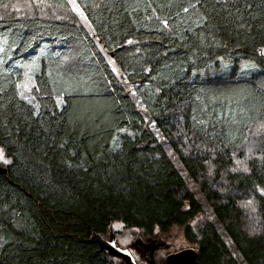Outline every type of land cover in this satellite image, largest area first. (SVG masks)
<instances>
[{"label": "trees", "instance_id": "obj_1", "mask_svg": "<svg viewBox=\"0 0 264 264\" xmlns=\"http://www.w3.org/2000/svg\"><path fill=\"white\" fill-rule=\"evenodd\" d=\"M76 1L92 33L0 17V264H112L94 235L115 220L150 235L182 226L203 264H264V141L248 172L230 173L264 121V0ZM26 75L37 100L21 97ZM210 161L234 192L203 190L202 222L188 179L210 184ZM252 196L255 233L240 205Z\"/></svg>", "mask_w": 264, "mask_h": 264}, {"label": "rangeland", "instance_id": "obj_2", "mask_svg": "<svg viewBox=\"0 0 264 264\" xmlns=\"http://www.w3.org/2000/svg\"><path fill=\"white\" fill-rule=\"evenodd\" d=\"M42 16V17H52L59 18L64 20H72L79 23L81 26L87 28L91 33L93 32L90 22L76 0H68V5L66 7H58L51 4L49 1L44 0H13L7 4V7H4L0 11V17H28V16ZM261 55L264 57V50L260 51ZM115 71L122 76V70L115 63L112 64ZM243 73L256 72L258 66L251 62H244L242 65ZM264 85V80H263ZM129 90H132V86L129 85ZM21 92L25 97L30 100H37L36 91H35V81L25 76V80L21 84ZM151 125V123H148ZM261 124H264V121L249 127L247 129V137L244 142L235 150L233 155V166L230 173H240L244 172L239 169L240 166L237 165L236 161H242L246 164L249 169L250 161L254 158L261 157L262 153V143L264 141V128H261ZM177 140V138H175ZM187 141V140H182ZM184 149L193 148L192 145L183 146ZM2 150V158H0V164L5 166L8 161L5 149L0 146ZM172 152V150L169 149ZM174 156V155H172ZM176 160L177 157L174 156ZM225 174L219 180L216 178V166L209 162L208 170V181L210 184L205 186L204 179L194 181L188 179V188L193 191L196 197L199 199L202 207L201 214L197 217L196 220L206 222L212 220V208L214 207V202L207 198V195L203 190L207 187H212L213 190H217L222 193L225 197L232 194L233 187L231 186L230 181L228 180V175ZM253 196L249 198L242 199L241 207L244 210L245 223L247 230L249 232L255 233L261 228V222L258 215V210L256 202L253 200ZM250 199L251 206L245 207L244 205ZM147 234L146 231L141 227L130 226L121 220L113 221L108 229L104 239L114 240L116 244L124 249H128L133 256L135 257L137 264H149V260L154 261L156 264H164L167 256L170 253L177 252L187 247H195L188 238L185 236V229L179 225H173L168 230H162L157 227L154 229L152 235ZM141 238L146 243H152L156 241L158 246L150 249L148 252H145L143 245L137 244V239ZM155 244V245H156ZM109 254V253H108ZM111 256V255H110ZM112 264H126L122 258L113 257Z\"/></svg>", "mask_w": 264, "mask_h": 264}, {"label": "water", "instance_id": "obj_3", "mask_svg": "<svg viewBox=\"0 0 264 264\" xmlns=\"http://www.w3.org/2000/svg\"><path fill=\"white\" fill-rule=\"evenodd\" d=\"M0 174H7V168L0 164ZM95 240L98 242L100 247L106 250L109 255L117 258H122L126 264H137V261L133 254L128 250L119 247L114 240L104 239L101 235L95 234ZM137 244L143 245L145 252L158 246L151 245L144 242L141 238L137 239ZM149 264H156L154 261L149 260ZM164 264H203L198 257V250L195 247H187L174 253H170Z\"/></svg>", "mask_w": 264, "mask_h": 264}, {"label": "snow or ice", "instance_id": "obj_4", "mask_svg": "<svg viewBox=\"0 0 264 264\" xmlns=\"http://www.w3.org/2000/svg\"><path fill=\"white\" fill-rule=\"evenodd\" d=\"M5 7H7V5H5ZM192 7L195 8V5H192ZM184 11L187 12L188 8H184ZM165 23H167V22L165 21ZM21 97L23 98V93H21ZM260 127L264 128V124H261ZM0 158H2V150H0ZM5 162H7V161H5ZM236 163H237L238 166H240V168L239 169H234V171H236V170H242L244 172H248L249 171L248 167L246 166V164L244 162L238 160V161H236ZM262 194H264V190H262ZM251 203L252 202L249 200L244 206L245 207H249V206H251Z\"/></svg>", "mask_w": 264, "mask_h": 264}, {"label": "flooded vegetation", "instance_id": "obj_5", "mask_svg": "<svg viewBox=\"0 0 264 264\" xmlns=\"http://www.w3.org/2000/svg\"><path fill=\"white\" fill-rule=\"evenodd\" d=\"M155 242H156V241H152V243H149V244H151V245L153 246V245H155V244H156Z\"/></svg>", "mask_w": 264, "mask_h": 264}]
</instances>
